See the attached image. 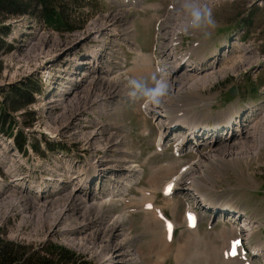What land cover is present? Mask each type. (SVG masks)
I'll use <instances>...</instances> for the list:
<instances>
[{
	"label": "rangeland",
	"instance_id": "obj_1",
	"mask_svg": "<svg viewBox=\"0 0 264 264\" xmlns=\"http://www.w3.org/2000/svg\"><path fill=\"white\" fill-rule=\"evenodd\" d=\"M75 1L65 0L68 5H74ZM172 3L173 0H80L78 9L69 8L72 15L68 25L78 28L64 33L47 26L36 16L5 20L4 23L11 26L5 35L10 50L0 54V104L4 105L12 86L26 89L25 83L31 79L43 83L37 94L32 95V102L26 103L23 97L19 98L16 101L21 106L16 111L11 110L17 120L34 119L29 134H25L29 138L34 135L46 138L47 132L57 131L64 136L62 132L71 127L70 119L73 118V122L74 117H78L79 107L92 102L93 107L83 113L99 114L98 121L103 131L108 126L113 127L117 134L111 137L109 144L114 147V139L117 138L124 152L122 155L128 156L141 168L136 172L143 178L138 177L132 182L123 198L120 192L109 196L104 190L109 181L118 178L116 184L121 185L131 172H127L123 165L116 166V170H113L115 167H105L101 174L103 185L87 194L84 203L77 198V194L71 197L70 189L54 193L53 188L33 201L29 195L16 189L13 181L7 193L0 192V243L4 241L27 247L26 258L44 255L60 263L65 260L51 258L45 250L47 247L53 244L63 246L76 253L79 261L92 264H243L226 254L229 243L226 244L224 236L233 232L226 220L223 222L218 214L211 218L201 210L197 225L189 229L185 216L187 202H192L191 197L188 194L182 198L181 193H173V196L164 193L162 184L177 176L178 170L184 166H188V174H197V177L200 174L203 178L197 186L199 192L215 194L213 200L237 205L262 221L260 229L253 235V241L260 242V238H264V133L261 139L257 133L258 130L264 131L263 120L258 119L260 122L258 130L255 126L254 136L249 137L247 144L236 145L234 153L227 148L234 144V140L225 137L224 144H212V139L204 142L200 153H206L207 160L199 159L198 153L189 150L177 155L176 147L170 141L163 149L157 146L159 116L154 117L145 111L141 106L143 97L139 95L141 89L153 87L155 77L168 83L162 103L167 110L166 118L170 113L171 118L182 117L179 115L182 111L189 117L215 120L226 118L228 112L235 114L234 111H247L251 107L262 112L264 1L174 0ZM197 12L200 13L199 19L195 16ZM111 14L123 15L121 28L127 29L128 39L120 33L122 29L115 30L113 39L111 36H104L103 40L90 39L93 27L107 25L105 19ZM174 40H177L176 46L172 43ZM163 42H167L164 47L161 45ZM102 43L103 46L100 45ZM169 43L173 49L172 62L174 56L178 59L186 51L191 53L192 60L185 62L182 69L194 67L206 57V62L209 60L212 66L208 68L204 65L206 69L200 70V75L211 72L215 75L214 79L192 81L180 91L171 90L168 74L173 67L172 62H165L164 66V59L160 58V52ZM180 47L185 50H180ZM219 47L224 48L220 54ZM94 49L101 52L99 63L95 64L91 59ZM144 56L148 57V71L140 68L145 66ZM192 61L195 63L189 66ZM135 70L139 72L129 78ZM96 76L101 78L100 83L93 82ZM130 80L138 81L141 89L130 85ZM82 85L85 88L74 94ZM234 85L237 93L231 95L230 89ZM116 86L127 96L115 93ZM59 89L64 95L53 102L50 98ZM130 91L138 96H129ZM8 105L7 100L10 109ZM252 123L253 120L244 126ZM92 128L83 133L81 147L84 151L66 158L68 171H86L82 160L93 156L90 152L92 145L88 146L86 141ZM97 137L91 142L104 143L101 136ZM97 151L94 155L100 157V149ZM107 153L110 154V151ZM34 156H37L36 153ZM197 159L201 165L192 163ZM31 161V155L18 154L7 140L0 137V186L8 184L16 165L24 177V168L33 165ZM60 191L62 194L59 195ZM150 201H155L156 208L162 207L167 219L175 223L172 229H175L174 237L170 242L175 245L171 249L162 248L160 230H164V225L156 219L154 211L149 210ZM117 221L119 226L114 227ZM115 250H118L114 255L115 261L106 260V256L110 257L109 252L113 254ZM22 262L25 264V260ZM258 263L262 264L261 259L256 260Z\"/></svg>",
	"mask_w": 264,
	"mask_h": 264
},
{
	"label": "bare ground",
	"instance_id": "obj_2",
	"mask_svg": "<svg viewBox=\"0 0 264 264\" xmlns=\"http://www.w3.org/2000/svg\"><path fill=\"white\" fill-rule=\"evenodd\" d=\"M210 1V0H209ZM191 6V5H190ZM172 7V6H171ZM159 10V9H158ZM157 10V11H158ZM178 15V14H177ZM123 15L121 14H114L109 17H107L105 20H106V23L107 25L103 26L102 24H98L96 25L95 27H93V32L92 33H89V38L93 39V40H103V37L106 36H111V38L113 39V35L115 33V30L116 29H122L123 31H121L120 33H122V35L125 37V39H128L127 38V34H128V31L127 29H125L124 27L121 28L123 26ZM125 29V30H124ZM118 33V31H117ZM92 34V35H91ZM86 36V35H85ZM109 38V37H108ZM116 39V38H115ZM108 41V40H107ZM170 42V40H167V42ZM160 42V41H159ZM166 43H162L161 45H165L167 44ZM175 46L177 45V40H174L172 42ZM103 46V43L100 44ZM108 45V44H107ZM112 45V44H111ZM163 45V47H164ZM105 46V45H104ZM166 46V45H165ZM113 47V46H112ZM103 48V47H102ZM103 52V51H102ZM114 52V50H113ZM187 53H185L184 55L183 54H180L181 56L178 57V59L174 56V59H173V62H172V54H173V49L171 48V45L170 43L168 44V46L163 49V51L160 52V55H161V58L164 59V66H165V62H172L171 64L173 65V67L171 68V71L169 73V71H167V73H169L168 77H170V80H169V85H170V89L172 90H177L180 91L182 90L185 86L189 85L190 82L194 81H197V82H205L207 80H211L214 79L215 75H213L211 72L209 74H206V75H200V70H205L206 68L204 67L203 64H195L194 67H185L183 69H181V63H183L185 60H187V57L190 56L191 53H188V51H186ZM100 51H97V49H94L93 51V54L91 55V59L93 61V63H99V56H100ZM89 55V54H88ZM103 57V56H102ZM106 58V57H105ZM90 59V58H89ZM90 59V60H91ZM147 60H148V57L144 56L143 58V62L145 64V66L143 67H140L142 70H147ZM112 61V60H111ZM110 61V62H111ZM101 62V61H100ZM202 63H206L205 60L202 62ZM189 66H192L191 63L188 64ZM149 69V68H148ZM92 70V69H91ZM140 70V69H139ZM161 71V69L159 70ZM90 72V71H89ZM105 72V71H104ZM135 73L132 74V76H129L130 77H133V75H135L136 73H138L139 71L138 70H135L134 71ZM96 75V74H95ZM89 76V75H88ZM83 78V77H82ZM92 78V77H91ZM95 78V77H93ZM81 79V78H79ZM82 81V80H81ZM91 82V80H90ZM93 82H97V83H100L101 82V78L97 77L94 79ZM87 83V82H86ZM89 83V82H88ZM92 83V82H91ZM167 83V82H166ZM93 85V84H92ZM168 85V83H167ZM86 86V85H85ZM199 86V85H198ZM106 87V86H105ZM68 88V87H67ZM81 88V89H80ZM84 85H82L81 87H79L78 89H76V91H74V94H76L77 92H79V89L80 91H82L84 89ZM93 88V87H92ZM96 88V87H95ZM99 88V87H98ZM111 89V88H110ZM185 90V89H184ZM237 90V89H236ZM69 91V90H68ZM103 91V90H102ZM54 92V91H53ZM81 93V92H80ZM115 93H119V94H122L124 95L125 97L127 96V93H125L124 91H119V88H117V86L115 87ZM237 93V91H236ZM73 94V93H72ZM71 94V95H72ZM83 94V93H81ZM89 94V93H88ZM64 95L63 92H60V89L59 90H56V94H54V96L52 98H50L53 102L57 101L59 99V97H62ZM70 95V96H71ZM80 95V94H79ZM109 95V94H108ZM232 95H235L232 94ZM81 96V95H80ZM89 96V95H88ZM87 96V97H88ZM121 96V95H120ZM138 96V94H137ZM66 97V96H65ZM93 97V96H92ZM96 97V96H95ZM94 97V99H95ZM102 97V96H101ZM108 97V96H107ZM118 97V96H117ZM72 98V97H71ZM90 98V97H89ZM123 98V97H122ZM77 99V98H75ZM97 99V98H96ZM118 99V98H117ZM66 100V99H65ZM73 100V99H71ZM70 100V101H71ZM81 100V99H80ZM164 101V97L162 96L160 98V102L159 104L157 105H154V106H149L148 108H145L146 110H148L149 112H151L153 115H156V114H162L164 115V119H161L160 121H165L166 119V113L164 108H163V103ZM69 102V101H67ZM75 102V101H74ZM82 102V101H81ZM80 102V103H81ZM115 102V101H114ZM118 102V101H116ZM60 103V102H59ZM85 103V101H84ZM89 104V105H88ZM100 103H98L99 105ZM111 104V103H110ZM72 105V103H71ZM103 105V104H102ZM62 106V105H61ZM93 107V103L90 102V103H87L86 105H82L79 107V110L81 109H84L82 111L79 112L78 110V117H74V121L72 122V119H70L69 121V124L71 125V127L68 129H66L64 132V136H61L59 135V133L57 131H55L54 133L52 132H47L48 134V139H51V140H55L57 142H61V143H66L67 145L71 146L72 147V153L74 154L75 152H80V151H84L82 150L83 147H81L82 143H83V139H84V136H83V133L85 130H87L89 127H92V130H90L89 132V135L86 136L87 137V143H88V146L92 145L91 148H90V152L93 154L92 157H94L96 154V152H98L97 150L100 149L101 150V147L104 149V153L103 155H101V157L98 159V162L103 166V167H108V168H114L113 170H116V166H120V165H123L124 168L127 169L128 172H133V171H138L140 170L141 168L134 163V161H131L129 159L128 156H124L122 155V153H124L122 150H121V146H119V140L116 138L114 139L115 141V146L112 147V145L109 144V141L112 138L115 137V134H117L113 127H110L108 128V130H106L105 132H103V130L101 129V126H100V123L98 121H94V118L97 116H99V114H89V112H86V113H83L84 111H88L90 108ZM72 108V107H71ZM76 108V107H75ZM98 108V107H97ZM101 108V107H100ZM103 108V107H102ZM113 108V107H112ZM62 109V108H61ZM99 109V108H98ZM108 109V108H107ZM111 109V108H110ZM106 110V109H105ZM104 110V111H105ZM99 113V112H98ZM182 113L181 116L184 118V119H187L189 120L190 118L192 117H189L186 115L185 112H180ZM76 114V115H77ZM58 116V115H57ZM195 116H198V115H195ZM261 119L263 120L264 122V110L255 118L253 119V123L252 125L250 126H244L245 124H248V123H244V124H240V125H234V124H231L228 129H227V133L225 134L224 136V139L225 137H228V133L230 132V130H233L231 133H232V136H231V140L233 139L234 140V144L233 145H228L227 148L228 150L230 151V153H234L235 152V146L240 144V145H245L249 142V137L251 139V137L254 136L255 134V126H256V130H258V123L260 122L258 119ZM77 119V120H76ZM80 120V121H79ZM249 121V123L252 121H250L249 119H246ZM35 121H33V124H34ZM262 124V123H261ZM30 127H32V123L29 124L28 126L24 127V132L25 133H28L30 131ZM103 127V126H102ZM161 127H164V126H161ZM262 127V126H261ZM166 132V131H165ZM165 132L163 133V131H161V133L159 134V137L157 139L158 141V147L161 145V143H165V141L167 140V134H165ZM177 132V131H176ZM258 133V138L261 139L264 131H257ZM29 134V133H28ZM86 134V133H85ZM98 136L97 138H99V136H101L100 139H103L105 140L104 143H99L98 141H92L91 142V139H93L94 137ZM33 137H37V138H40L36 135H34ZM177 140V142L175 143L176 144V147H180V146H183L185 145L186 143H190L191 140L193 141V139L190 140V138L188 137L187 138V141L184 142V138H181L179 139V137H176L174 136ZM54 138H58V139H54ZM174 138V139H175ZM29 142L32 141V137L28 138ZM205 141V139H203ZM196 145L199 147L203 141L198 139V137L196 138V141H195ZM85 143V142H84ZM86 144V143H85ZM97 145H100L101 147H98ZM42 146H44V142H42ZM191 146V145H190ZM262 145H260L259 147V150L261 149ZM86 148V147H85ZM115 148V149H114ZM29 150L32 152V148L30 147L29 145ZM110 151V154L107 153V151ZM254 150V149H253ZM252 150V151H253ZM15 152H18V150L16 149ZM86 153V152H85ZM19 154V153H18ZM206 154V153H204ZM211 156H214V154H210ZM20 156V155H18ZM19 159V158H18ZM34 159H35V156H34ZM78 159V158H77ZM36 161H32L33 165H29L27 166L25 169V172H24V177L21 176L22 173L21 171H18L17 170V165L15 166L14 170L17 171V173L20 174V177H18L19 180H14L15 182V188L18 189L20 192L24 193L25 195H29L33 200H36L37 198H39V196L37 195V193L35 192V188H41L42 185H44L45 183V179H48V180H51L52 178L54 179H58V180H61L63 178H65L67 175L69 176L68 173H66L64 170H60L58 168L59 164L62 162V154L59 153V152H52L50 153L47 157L45 158H40V157H36L35 159ZM69 160V159H68ZM96 160V159H95ZM19 162L21 161V159L18 160ZM40 162V164H35L37 162ZM70 161V160H69ZM18 162V163H19ZM68 162V161H67ZM94 163V161H92ZM80 163V162H79ZM77 164V163H76ZM199 165H201L200 163H198ZM70 165V163H69ZM68 165V166H69ZM18 167L21 168V165L18 164ZM66 167V166H65ZM187 167V166H186ZM186 167H183L182 169H180L178 171V174L177 176H172L170 177L169 180L165 181L162 185H163V188L164 190H166V188L168 187L169 190H173L176 186H184L186 185L187 183H197V182H202L203 180L201 178H198L197 177V174H191L189 173L188 174V169ZM75 168V167H74ZM120 168V167H119ZM193 168V167H192ZM58 169H59V173H58V176H55V177H52L51 175L55 174L58 172ZM72 170V169H71ZM83 170V169H82ZM81 171V170H80ZM194 171H198V170H195ZM157 172V171H156ZM205 172V171H204ZM73 177H76L77 176V173L76 172H73L72 173ZM114 175V174H113ZM203 175V174H202ZM105 176V175H104ZM110 177H113V176H110ZM109 177V179H111ZM135 177H140V179H142L143 177L140 176L139 174H136V173H132V176H128L125 181H123V185L125 186V188H123L122 190H119L121 191V193H125L123 195V197L126 195L129 187L131 186V183L134 181ZM95 181V180H94ZM93 181V182H94ZM118 181V178H112L111 179V182H116ZM198 184V183H197ZM88 185V179L85 180L83 182V186H86ZM190 185V184H189ZM28 186H30V189L28 188ZM82 181H81V178L78 176L77 178H75L74 180L72 181H68L66 180L64 183L60 184V183H51V184H48V188L46 189V191L49 189V188H53V191L54 193H56V191L58 190H68L70 189L71 191V196L73 194H77V196H83V195H87L88 192H89V188L87 187H82ZM170 186V188H169ZM113 186H110L108 185V188L106 189V192H107V195H110L113 190L111 189ZM81 188L79 191L78 189ZM106 188V187H105ZM184 188H187V189H193L192 186H185ZM104 189V188H103ZM199 189V188H197ZM52 190V189H51ZM105 190V189H104ZM45 191V192H46ZM95 191V190H94ZM189 192V191H188ZM193 192V190H192ZM96 193V192H95ZM120 193V194H121ZM59 195L62 194L61 191L58 193ZM79 194V195H78ZM119 194V193H118ZM203 195V196H202ZM52 197V196H51ZM96 197V196H95ZM103 197V196H102ZM121 197V198H123ZM75 198V197H74ZM205 199V195L204 193L201 194V198L200 199H195V201H197L199 204H200V201L199 200H202ZM91 199V198H90ZM109 199V198H107ZM172 197L169 198V200L171 201ZM76 200V199H75ZM80 201L81 203L85 202V199L84 197H81L80 198ZM144 202V201H143ZM142 202V203H143ZM155 202V201H154ZM153 201H150V208L149 210H153L154 211V215L156 216V219H158L163 225H164V230L161 232L160 230V235H162V245H163V249L164 250H168V249H171V247H173L175 244L171 245L170 242H171V239H173L174 237V233H175V229L174 230H170L169 228H174V225L175 223H173L172 221L168 220L167 217L163 214V211H162V207H157L155 206V203ZM87 203V202H86ZM147 204V203H146ZM147 206V205H146ZM190 208V207H188ZM153 215V214H152ZM234 219V218H232ZM186 221L188 223V227L189 229H192L190 226H189V221L186 217ZM152 223L154 224V221L152 220ZM197 225V224H196ZM119 226V221H117L115 224H114V227H118ZM197 230V229H196ZM224 233V232H223ZM109 239V238H108ZM226 239V238H224ZM106 240V239H105ZM107 242V241H106ZM173 243V241H172ZM108 245V244H107ZM106 245V246H107ZM103 249V248H102ZM229 250L230 251H235V248L234 246H230L229 249H228V254H229ZM118 250H115L112 254V251L109 252L110 254V257L108 258L106 256V260H114L115 261V253H117ZM258 255H261L260 253H258ZM113 259H112V258ZM117 259V258H116ZM241 262V261H240Z\"/></svg>",
	"mask_w": 264,
	"mask_h": 264
},
{
	"label": "trees",
	"instance_id": "obj_3",
	"mask_svg": "<svg viewBox=\"0 0 264 264\" xmlns=\"http://www.w3.org/2000/svg\"><path fill=\"white\" fill-rule=\"evenodd\" d=\"M74 5H68L65 0H0V54L4 51H9L10 47L6 43L5 35L10 31L11 26L7 25L5 20L11 17H18L24 15H35L39 17L46 25L53 27L60 32H68L76 30L77 26L68 25L71 12L69 8L78 9L80 0H76ZM75 16V15H74ZM26 89L21 90L22 87L17 85L9 88V95L5 98L4 105L0 104V132L9 136L14 135V127L18 125L19 120L12 114V111H16L21 106L18 101L19 98H24L26 103L32 102L33 92L40 88V84L37 80H29L25 83ZM7 100L9 101L10 109L7 107ZM9 110V111H8ZM12 110V111H11ZM31 114V113H30ZM27 124L29 121H22ZM16 146L22 150L25 144V136L21 132V128L14 137ZM35 148H38L36 143H33ZM50 148L56 149L57 146L54 143L48 142ZM40 152H43L40 149ZM47 254L51 255V258L58 257L63 258L64 263H60L59 260H50L47 256L39 257L30 255L26 258L27 247L13 244L10 242L0 243V264H92L89 261H79V256L76 253L69 251L60 245H50L45 249ZM44 250V251H45Z\"/></svg>",
	"mask_w": 264,
	"mask_h": 264
},
{
	"label": "clouds",
	"instance_id": "obj_4",
	"mask_svg": "<svg viewBox=\"0 0 264 264\" xmlns=\"http://www.w3.org/2000/svg\"><path fill=\"white\" fill-rule=\"evenodd\" d=\"M207 15V13L205 14ZM197 19H199L200 13H195ZM210 22V21H209ZM154 85L151 88L141 89V84L136 80H130L129 84L132 85L136 89L140 90V96L143 97V104L141 105L144 108H148L149 106H154L159 104L160 98L165 94L167 89L166 82L161 78L157 79L153 77ZM129 96L136 98L137 94L134 91H130Z\"/></svg>",
	"mask_w": 264,
	"mask_h": 264
},
{
	"label": "water",
	"instance_id": "obj_5",
	"mask_svg": "<svg viewBox=\"0 0 264 264\" xmlns=\"http://www.w3.org/2000/svg\"><path fill=\"white\" fill-rule=\"evenodd\" d=\"M236 89H237V87L235 85L232 86L230 89V94L232 95V94L236 93V91H237Z\"/></svg>",
	"mask_w": 264,
	"mask_h": 264
},
{
	"label": "crops",
	"instance_id": "obj_6",
	"mask_svg": "<svg viewBox=\"0 0 264 264\" xmlns=\"http://www.w3.org/2000/svg\"><path fill=\"white\" fill-rule=\"evenodd\" d=\"M199 184H201V183H200V182H198V184L196 183V184H195L196 187H197ZM203 193L206 194V195H208V196H212V193L209 194V193H206V192H204V191H203Z\"/></svg>",
	"mask_w": 264,
	"mask_h": 264
},
{
	"label": "snow or ice",
	"instance_id": "obj_7",
	"mask_svg": "<svg viewBox=\"0 0 264 264\" xmlns=\"http://www.w3.org/2000/svg\"><path fill=\"white\" fill-rule=\"evenodd\" d=\"M169 188H170V186H169ZM190 215V214H189ZM190 218H191V216H190ZM233 243H238V242H233Z\"/></svg>",
	"mask_w": 264,
	"mask_h": 264
}]
</instances>
